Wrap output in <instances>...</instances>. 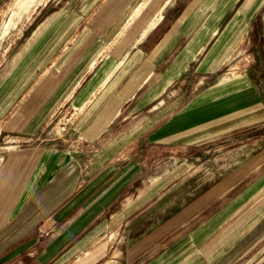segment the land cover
<instances>
[{
  "label": "crops",
  "instance_id": "crops-1",
  "mask_svg": "<svg viewBox=\"0 0 264 264\" xmlns=\"http://www.w3.org/2000/svg\"><path fill=\"white\" fill-rule=\"evenodd\" d=\"M263 4L61 0L55 9L41 6L34 19L46 12L31 36L0 62V264H264L260 166L243 177L229 175L230 185L218 181L165 221L157 219L165 211L158 174L149 196L140 190L133 203L123 197L135 182H147L143 158L158 145V125L165 124L168 137L235 83L237 96H252L244 74L217 77L216 54L244 35ZM204 35L209 41L200 56ZM190 74L194 84L203 75L210 83L188 93ZM220 82L227 83L222 93ZM127 151L138 168L114 181ZM187 184H170L168 192L176 197Z\"/></svg>",
  "mask_w": 264,
  "mask_h": 264
},
{
  "label": "rangeland",
  "instance_id": "rangeland-1",
  "mask_svg": "<svg viewBox=\"0 0 264 264\" xmlns=\"http://www.w3.org/2000/svg\"><path fill=\"white\" fill-rule=\"evenodd\" d=\"M60 1L0 0V62L2 59L8 62L14 52L31 36L34 23L40 22L46 12L42 10L34 19L40 7L46 5L49 9H55V4ZM186 1L181 0V4L184 6ZM251 18L244 35L236 40L232 38V43L230 39L217 51L216 56L218 61H222L217 77L233 76L236 79L244 74V77L251 81L252 85L246 88L251 90L252 96H237L240 84L235 83V89L226 93L223 98L215 100L213 104L203 105L202 110L190 115L186 122L174 125V133L168 137L165 135L168 130L165 124L158 125V145H154L143 158L146 166L143 176L147 182H135L136 184L128 188L123 195L124 198H130L132 203L141 200L137 198L140 190H144L149 196L148 193L154 186L150 184L153 181L152 176L158 174L157 177L161 179V209L165 211L162 216L157 214V219L161 217L165 221L170 217L168 214L172 209H185L189 201L198 199L197 196L202 191L215 188L217 182L222 179L230 185L233 178L227 179L235 172H239L243 177L250 169L256 168L255 166L264 168V39H260L264 38V4L259 13L256 12ZM218 37L216 36L217 39ZM201 41L204 44L199 48L200 56L204 54L208 36H202ZM190 77L192 84L186 89L188 93L199 91L202 86L210 83L204 75L198 78L195 84L193 80L197 77L191 74ZM225 86L227 83L220 82V93ZM130 154L127 151L122 155L120 170L114 172L111 179H119L123 172H126L127 176L135 172L138 168L136 157ZM189 176H195L196 180L187 184L185 181ZM175 177L177 180L172 181ZM175 183L178 188L187 184L186 190L178 192L176 197L171 196L172 190L168 192V186ZM169 195L171 199H166ZM153 219L154 215L147 222L148 227L155 224ZM144 231L145 229L140 233Z\"/></svg>",
  "mask_w": 264,
  "mask_h": 264
}]
</instances>
